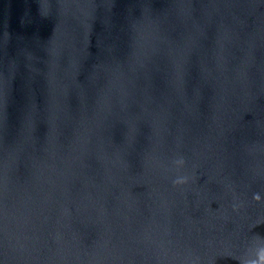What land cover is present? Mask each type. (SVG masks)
I'll return each instance as SVG.
<instances>
[{
    "label": "water",
    "instance_id": "obj_1",
    "mask_svg": "<svg viewBox=\"0 0 264 264\" xmlns=\"http://www.w3.org/2000/svg\"><path fill=\"white\" fill-rule=\"evenodd\" d=\"M264 0H0V264H262Z\"/></svg>",
    "mask_w": 264,
    "mask_h": 264
},
{
    "label": "clouds",
    "instance_id": "obj_2",
    "mask_svg": "<svg viewBox=\"0 0 264 264\" xmlns=\"http://www.w3.org/2000/svg\"><path fill=\"white\" fill-rule=\"evenodd\" d=\"M262 264H264V262H262Z\"/></svg>",
    "mask_w": 264,
    "mask_h": 264
}]
</instances>
